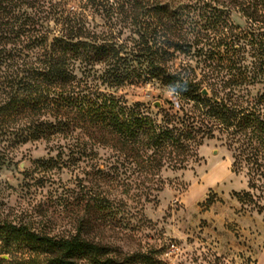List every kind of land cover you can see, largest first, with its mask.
Returning a JSON list of instances; mask_svg holds the SVG:
<instances>
[{"label": "trees", "instance_id": "16d2710c", "mask_svg": "<svg viewBox=\"0 0 264 264\" xmlns=\"http://www.w3.org/2000/svg\"><path fill=\"white\" fill-rule=\"evenodd\" d=\"M148 84L177 103L153 113L117 95ZM209 141L248 178L238 195L264 200V0H0V169L33 143L50 155L34 162L35 184L55 169H90L75 235L0 215L3 262L158 264L155 252L105 241L122 200L101 187L127 184L124 194L136 187L151 202L171 185L166 173L202 162Z\"/></svg>", "mask_w": 264, "mask_h": 264}, {"label": "rangeland", "instance_id": "374dc122", "mask_svg": "<svg viewBox=\"0 0 264 264\" xmlns=\"http://www.w3.org/2000/svg\"><path fill=\"white\" fill-rule=\"evenodd\" d=\"M231 19L247 29L246 19L237 11ZM117 95L129 105L145 103L153 113L162 105L168 107L167 101L177 103L171 92L151 84L128 86ZM199 155L200 164L166 173L171 185L151 202L139 197L136 187L126 195L127 184L105 183L101 190L122 200L104 227L105 241L125 253L155 252L158 264H264V210L259 212L264 200L238 195L249 191L248 178L233 173L232 153L226 147L209 141ZM49 156L47 144H27L13 165L0 169V215L32 218L52 234L75 235L78 203L87 192L90 169H55L40 184L30 181L34 162ZM98 158L104 163L108 153L101 151ZM39 175L43 173L35 176ZM3 258L0 255V264H9Z\"/></svg>", "mask_w": 264, "mask_h": 264}, {"label": "water", "instance_id": "95a60500", "mask_svg": "<svg viewBox=\"0 0 264 264\" xmlns=\"http://www.w3.org/2000/svg\"><path fill=\"white\" fill-rule=\"evenodd\" d=\"M203 94H204V95H208L209 92H208L207 90H204V91H203ZM157 107H160V105H157Z\"/></svg>", "mask_w": 264, "mask_h": 264}, {"label": "crops", "instance_id": "0c3cea01", "mask_svg": "<svg viewBox=\"0 0 264 264\" xmlns=\"http://www.w3.org/2000/svg\"><path fill=\"white\" fill-rule=\"evenodd\" d=\"M210 188V187H209ZM212 188V187H211Z\"/></svg>", "mask_w": 264, "mask_h": 264}]
</instances>
